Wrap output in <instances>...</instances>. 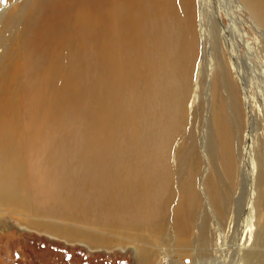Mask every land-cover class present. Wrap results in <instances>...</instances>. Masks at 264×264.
I'll use <instances>...</instances> for the list:
<instances>
[{
    "label": "bare ground",
    "instance_id": "obj_1",
    "mask_svg": "<svg viewBox=\"0 0 264 264\" xmlns=\"http://www.w3.org/2000/svg\"><path fill=\"white\" fill-rule=\"evenodd\" d=\"M71 1L68 9L58 4L39 19L30 16L4 55L8 38L0 42V195L8 206L27 210L26 195L33 193L41 212L74 218L84 211L121 229L156 231L171 217L185 240L200 207L194 185L200 162L191 156L182 167L183 179L175 183L171 159L187 121L190 83L210 42L203 22L210 2H198L199 30L197 0ZM237 1L264 31V0ZM16 19L8 21L6 32L15 30ZM218 19L227 27L220 13ZM243 43L256 53V46ZM250 82L244 81V90L249 109L250 100L256 104L252 131L264 119V105L256 101ZM214 85L212 124L228 185L222 190L216 176L206 179L218 240L209 244L205 219L199 239L214 256L212 264H264V254H254L263 250L260 246L248 249L260 236L264 241V230L248 239L235 218L224 230L228 206L221 192L229 196L235 190L239 136ZM230 88L236 92L235 84ZM262 158L259 181L264 180L263 149Z\"/></svg>",
    "mask_w": 264,
    "mask_h": 264
},
{
    "label": "rangeland",
    "instance_id": "obj_2",
    "mask_svg": "<svg viewBox=\"0 0 264 264\" xmlns=\"http://www.w3.org/2000/svg\"><path fill=\"white\" fill-rule=\"evenodd\" d=\"M199 1L197 0L196 6L200 30L202 6ZM206 1L210 4L205 8L204 18H208H203V22L205 21L210 42L206 53L201 46L203 56L201 55L199 61H205L203 65L199 62L195 68L190 83L187 121L182 127V137L174 141V155L171 159L175 183L183 179L182 167L187 165L191 156H196L200 162V171L194 185L201 201L190 235L185 237V240L180 239L171 217L165 221V228L156 230L159 233L154 229L148 232L132 228L121 229L120 225H108L106 220L101 223L93 214L84 211L74 215L75 219L51 212L45 213L47 209L41 212L33 193L26 195L29 205L27 210L19 206H8L3 198L6 196L0 195V264H163L164 261L169 262L168 264H192L194 261H197L196 264H212L209 260L214 256L206 254V246L199 239V228L205 219L207 223L204 230L208 232L206 237H209V244L213 247L218 240L216 208L208 197L207 180L210 175H214L219 180L221 189L228 185V179L217 156L218 149L212 124L216 102L215 81L226 105L230 126L240 138L234 145L238 160L235 190L229 196L221 192L224 204L228 206L224 230L228 232L232 219L235 218L239 228L241 226L240 230H246V238H257L258 229L263 232L264 180L257 179L261 164L263 165L261 159L262 149L264 152V119L260 118L250 131V114L256 104L250 100L252 107L249 109L244 81L253 83L251 92L259 105H264V31L249 18L237 0ZM58 4L65 9L73 6L71 0H0V42L8 38L5 51H0L2 55L22 36L31 17L37 14L36 18L39 19L41 14L54 11ZM218 13L223 16L227 27H222ZM12 18H17V26L13 32H6V24ZM243 42L256 46V53H249L247 45ZM2 60L3 58L0 65ZM232 84H235L236 92L230 88ZM234 100H237L235 104ZM181 156L183 158L179 159ZM48 210L55 212L51 207ZM63 231L80 233L87 239L84 241L80 237L76 238L77 236L67 237ZM262 238L263 236H260L257 242L255 239L249 244V250L256 249L257 246L263 249H257L254 253L257 256L264 254Z\"/></svg>",
    "mask_w": 264,
    "mask_h": 264
}]
</instances>
